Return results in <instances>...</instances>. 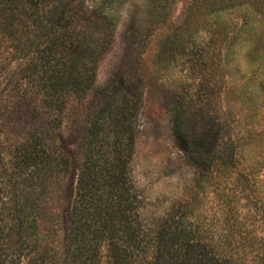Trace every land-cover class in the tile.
Wrapping results in <instances>:
<instances>
[{
	"label": "trees",
	"instance_id": "obj_1",
	"mask_svg": "<svg viewBox=\"0 0 264 264\" xmlns=\"http://www.w3.org/2000/svg\"><path fill=\"white\" fill-rule=\"evenodd\" d=\"M126 1L0 0V122L18 102L38 121L36 129L19 118L0 125V264H60L62 255L64 264H102L104 249L113 264H243L231 225L217 242L214 228H203L192 211L172 213L167 222L145 219L146 197L131 167L136 128L128 98L94 114L62 211L71 159L47 144L44 125L62 135L67 104L94 87ZM150 3L163 8L166 0ZM175 125L202 174L219 161L230 165L189 144L181 120ZM255 257L264 261V248Z\"/></svg>",
	"mask_w": 264,
	"mask_h": 264
},
{
	"label": "rangeland",
	"instance_id": "obj_2",
	"mask_svg": "<svg viewBox=\"0 0 264 264\" xmlns=\"http://www.w3.org/2000/svg\"><path fill=\"white\" fill-rule=\"evenodd\" d=\"M126 98L135 108L131 167L146 197L145 219L167 222L172 213L192 211L203 228H214L217 242L231 225L242 263L264 264L255 257L264 248V3L166 0L162 8L128 0L120 6L116 39L94 87L67 104L62 135L44 125L47 144L71 159L62 211L94 114ZM24 107L18 102L0 125L19 118L36 129ZM176 119L189 144L230 165L219 161L202 174L186 155ZM102 264H113L108 249Z\"/></svg>",
	"mask_w": 264,
	"mask_h": 264
}]
</instances>
